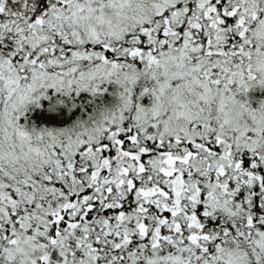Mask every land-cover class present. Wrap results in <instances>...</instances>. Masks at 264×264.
Masks as SVG:
<instances>
[{
	"label": "snow or ice",
	"instance_id": "6c2138e0",
	"mask_svg": "<svg viewBox=\"0 0 264 264\" xmlns=\"http://www.w3.org/2000/svg\"><path fill=\"white\" fill-rule=\"evenodd\" d=\"M0 264H264V0H0Z\"/></svg>",
	"mask_w": 264,
	"mask_h": 264
}]
</instances>
